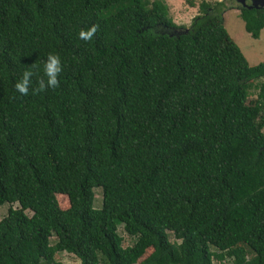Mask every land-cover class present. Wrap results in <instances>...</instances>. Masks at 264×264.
<instances>
[{
  "label": "trees",
  "instance_id": "trees-1",
  "mask_svg": "<svg viewBox=\"0 0 264 264\" xmlns=\"http://www.w3.org/2000/svg\"><path fill=\"white\" fill-rule=\"evenodd\" d=\"M226 5L187 29L165 0H0V264H264V62ZM49 52L58 85L20 95Z\"/></svg>",
  "mask_w": 264,
  "mask_h": 264
},
{
  "label": "rangeland",
  "instance_id": "rangeland-1",
  "mask_svg": "<svg viewBox=\"0 0 264 264\" xmlns=\"http://www.w3.org/2000/svg\"><path fill=\"white\" fill-rule=\"evenodd\" d=\"M191 1L193 4H191ZM202 0H165L169 7L170 16L173 18L175 24L178 26H185L189 28L194 17L199 15V4ZM213 3L225 2L226 9L223 11L225 28L229 35L235 40L241 48L243 54L248 60L249 64L254 66L264 62V29L260 37L253 38L245 29L244 21L240 16L239 5L242 6L238 0H205ZM254 89V88H253ZM255 91V90H254ZM95 206L101 208L102 195L101 190L96 189ZM10 204L5 203L0 206V220L8 213ZM13 208H19V204L12 205ZM28 215H32L30 211H26ZM119 233L124 238V246L132 245L135 241L134 237L129 236L123 226L120 225ZM54 238L52 239V241ZM173 241L174 238L171 237ZM57 259L64 264H80V261L73 255L66 252L57 254Z\"/></svg>",
  "mask_w": 264,
  "mask_h": 264
},
{
  "label": "clouds",
  "instance_id": "clouds-1",
  "mask_svg": "<svg viewBox=\"0 0 264 264\" xmlns=\"http://www.w3.org/2000/svg\"><path fill=\"white\" fill-rule=\"evenodd\" d=\"M95 32L96 25L93 24L87 28H81L77 32V37L86 42L93 38ZM37 69H39V75H37ZM61 71V57L55 52H49L42 58L39 65L33 62L29 68L24 69L14 82L13 87L22 96L29 94L30 89L33 93H36L55 88L59 83L58 77ZM34 76L36 77L35 80L33 79ZM33 84H35V87H33Z\"/></svg>",
  "mask_w": 264,
  "mask_h": 264
},
{
  "label": "water",
  "instance_id": "water-1",
  "mask_svg": "<svg viewBox=\"0 0 264 264\" xmlns=\"http://www.w3.org/2000/svg\"><path fill=\"white\" fill-rule=\"evenodd\" d=\"M238 2L248 9H264V0H238Z\"/></svg>",
  "mask_w": 264,
  "mask_h": 264
}]
</instances>
